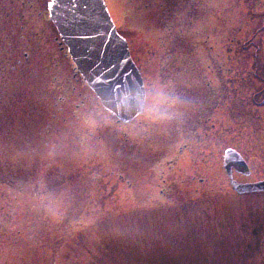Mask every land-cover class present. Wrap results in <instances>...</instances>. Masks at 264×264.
<instances>
[{
	"label": "rangeland",
	"instance_id": "374dc122",
	"mask_svg": "<svg viewBox=\"0 0 264 264\" xmlns=\"http://www.w3.org/2000/svg\"><path fill=\"white\" fill-rule=\"evenodd\" d=\"M227 1L238 0L211 4L221 10ZM49 2L0 0V264H264V192L237 195L214 165L211 184L192 190L168 179L170 191L160 195L149 172L138 180L132 173L129 189L124 161L107 163L120 155L111 147L126 143L124 133L140 120L114 132L112 114L61 50ZM106 4L133 56L143 58V48L154 47H144L142 34L160 31L159 24L144 22L139 3ZM143 75L156 80L150 69ZM242 142L251 175L235 179L264 180V140L258 146L245 131Z\"/></svg>",
	"mask_w": 264,
	"mask_h": 264
},
{
	"label": "flooded vegetation",
	"instance_id": "af4514ba",
	"mask_svg": "<svg viewBox=\"0 0 264 264\" xmlns=\"http://www.w3.org/2000/svg\"><path fill=\"white\" fill-rule=\"evenodd\" d=\"M131 1L139 3L147 25L153 22L161 28L142 34L144 47H154L143 48V58L131 51L143 78L144 109L138 118L125 123L140 120L136 128L124 133L126 143L111 147V154L120 155L107 163L114 166L124 161L131 176L129 189L136 184L132 173L137 172L138 180L149 172L158 179L160 195L169 193L168 179L192 190L195 184H211L214 165L221 166L231 190L232 181L248 183L235 179L249 177L251 171L242 173V165L234 162L238 156L232 152L243 158L239 147L245 131L253 133L258 146L264 140V0L227 1L221 10L213 8L212 0ZM203 15L207 16L204 20ZM197 22L207 24L204 31L197 28ZM61 50L67 56L63 44ZM144 68L156 74L155 81L146 82ZM82 105L86 106L85 100ZM112 119L118 133L116 127L124 122ZM98 122L101 128L103 123ZM104 133L98 138H105ZM169 154L173 157L156 176L155 169L163 167ZM93 156L105 158L98 150Z\"/></svg>",
	"mask_w": 264,
	"mask_h": 264
},
{
	"label": "water",
	"instance_id": "95a60500",
	"mask_svg": "<svg viewBox=\"0 0 264 264\" xmlns=\"http://www.w3.org/2000/svg\"><path fill=\"white\" fill-rule=\"evenodd\" d=\"M50 19L104 109L125 122L138 117L145 104L143 80L104 0H52ZM236 161L247 173L243 160ZM232 185L238 193L264 192V180Z\"/></svg>",
	"mask_w": 264,
	"mask_h": 264
},
{
	"label": "trees",
	"instance_id": "16d2710c",
	"mask_svg": "<svg viewBox=\"0 0 264 264\" xmlns=\"http://www.w3.org/2000/svg\"><path fill=\"white\" fill-rule=\"evenodd\" d=\"M5 103H7L8 104V102H5ZM0 104H1V102H0ZM3 150V147H0V152Z\"/></svg>",
	"mask_w": 264,
	"mask_h": 264
}]
</instances>
